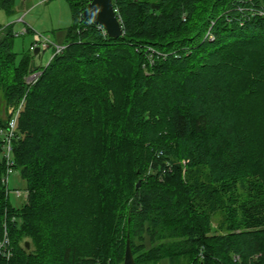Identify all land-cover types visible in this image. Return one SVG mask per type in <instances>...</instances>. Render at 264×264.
I'll use <instances>...</instances> for the list:
<instances>
[{
    "label": "trees",
    "instance_id": "16d2710c",
    "mask_svg": "<svg viewBox=\"0 0 264 264\" xmlns=\"http://www.w3.org/2000/svg\"><path fill=\"white\" fill-rule=\"evenodd\" d=\"M69 1L41 69L36 31L18 55L15 22L0 26V115L22 104L10 140L29 192L19 208L6 194L1 135L0 264H124L128 240L135 264H264V134L248 129L264 123V0H113L118 39L85 18L92 0Z\"/></svg>",
    "mask_w": 264,
    "mask_h": 264
},
{
    "label": "rangeland",
    "instance_id": "374dc122",
    "mask_svg": "<svg viewBox=\"0 0 264 264\" xmlns=\"http://www.w3.org/2000/svg\"><path fill=\"white\" fill-rule=\"evenodd\" d=\"M16 11V14H8L5 10L1 9L0 4V26H7L8 23L15 22V32H20L23 30L26 25L32 27L36 33L41 34L49 41V47H47L44 51H39V54L35 56L34 64L41 69V67H45L48 65L49 61L53 57L54 54V45H62L65 39L66 31L72 25L73 14H72V7L69 0H14V7L13 12ZM25 18L24 23H19L18 20ZM20 18V19H19ZM15 19V20H14ZM14 20V21H12ZM35 26V27H34ZM1 32H4L3 29ZM35 38V37H34ZM31 37L27 34L22 35L15 39L14 43V51L18 55H21L23 52L29 49ZM35 41V40H34ZM43 71H36L30 74L26 78V82L28 85H34L40 76L42 75ZM125 84H128L127 80H124ZM113 93L110 94V100L114 107V111L110 112L108 115H112L116 117V122H112L114 128L124 127L128 125V118L129 113L125 111L123 108V104L126 105L128 102H131L133 98H131L130 94L125 91L126 98L123 101L122 94H118V97L114 99ZM120 105V106H119ZM113 107L112 110H113ZM22 108V104L20 107L13 112L11 109H6L5 102L3 101L1 105V119L8 120V116L11 115L13 118L19 117L20 110ZM13 112V113H12ZM151 116L149 112L145 114V117L148 119ZM11 117L9 118L11 121ZM18 120V119H17ZM17 124V123H16ZM10 125V124H9ZM120 126V127H119ZM248 129L254 132H259L264 134V123L263 122H256L254 125L253 123L248 124ZM15 130V129H14ZM3 131L0 130V138L2 136L3 142L10 139L12 136L11 134H3ZM125 146V145H123ZM13 147V145H12ZM95 149L101 151L103 153V149L99 146ZM117 147V146H116ZM122 147V146H121ZM115 150V149H113ZM13 148L11 154L12 162L14 161L13 155ZM8 146L5 145V152L4 156L8 155ZM184 166V176L186 172V163L183 162ZM8 171V165H7ZM7 173V172H6ZM6 175L4 176V178ZM3 178V182H4ZM139 182V181H138ZM6 187V194L9 196L12 205L15 208H19L21 206L28 204V195L29 192L26 189V182L22 180L18 171L14 169V174L10 178V186L7 188L6 183H4ZM245 189V187H244ZM15 192H20V195H17ZM248 192V191H247ZM221 221V217L219 214H213L212 219V226L214 229L217 228L218 223ZM28 242V241H27ZM13 245L12 240L9 235V231L7 229V225L4 224V232L3 237L0 241V259H6L7 261L11 260L13 257ZM167 264V263H162Z\"/></svg>",
    "mask_w": 264,
    "mask_h": 264
},
{
    "label": "water",
    "instance_id": "95a60500",
    "mask_svg": "<svg viewBox=\"0 0 264 264\" xmlns=\"http://www.w3.org/2000/svg\"><path fill=\"white\" fill-rule=\"evenodd\" d=\"M84 16L87 20L102 26L110 38L118 39L123 36V28L116 15L113 0H92L87 7ZM40 48L35 50V55L39 54ZM141 180L136 188H140ZM29 247V244L27 243ZM124 264H135L131 250L130 240L127 241Z\"/></svg>",
    "mask_w": 264,
    "mask_h": 264
},
{
    "label": "built area",
    "instance_id": "2783aa9c",
    "mask_svg": "<svg viewBox=\"0 0 264 264\" xmlns=\"http://www.w3.org/2000/svg\"><path fill=\"white\" fill-rule=\"evenodd\" d=\"M262 15H264V12L261 13ZM19 23H24L23 18L18 20ZM25 24V23H24ZM99 28L103 30L104 34H107L106 30L99 25ZM0 31H2V29H0ZM27 32L26 27L21 30L20 32H16L15 35L16 36H22L25 35ZM34 45L31 47L32 51H35L37 48H40V51H44L47 47H49V41L48 39H46L44 36H42L39 33L35 34V38H34ZM54 49H56V53H60L63 49L64 46H60V45H54ZM16 123H17V117L13 118L10 122L9 125V130L8 133L13 134L14 129L16 127ZM8 146V155H6V159H7V165H8V171H7V175L4 179V183H6V185L9 187L10 186V177L14 174V169H13V162L11 159V152H12V145H11V140L8 139L6 141V147ZM17 195H20V192H15Z\"/></svg>",
    "mask_w": 264,
    "mask_h": 264
},
{
    "label": "crops",
    "instance_id": "0c3cea01",
    "mask_svg": "<svg viewBox=\"0 0 264 264\" xmlns=\"http://www.w3.org/2000/svg\"><path fill=\"white\" fill-rule=\"evenodd\" d=\"M13 14H16V11H14ZM21 18H22V17H21ZM19 19H20V18H19ZM23 19L26 20L25 18H23ZM14 20H15V19H14ZM14 20H12V21H14ZM34 27H35V26H34Z\"/></svg>",
    "mask_w": 264,
    "mask_h": 264
}]
</instances>
